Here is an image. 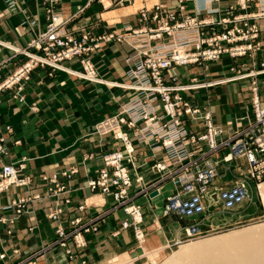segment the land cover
I'll return each mask as SVG.
<instances>
[{"label": "crops", "instance_id": "crops-1", "mask_svg": "<svg viewBox=\"0 0 264 264\" xmlns=\"http://www.w3.org/2000/svg\"><path fill=\"white\" fill-rule=\"evenodd\" d=\"M17 1L19 9L12 11L5 0H0V39L22 48L27 47L38 31L46 28L51 21L48 13L50 9L55 16L69 19L65 24L67 31L80 36L82 31L86 30L97 36L111 30L122 31L128 27H155L158 24L156 21L141 20L143 9L151 12L155 10L156 5L163 4L164 12H172L177 11L179 5V0H57L54 6L47 0ZM236 2L237 0H219L208 4L207 0H187L186 5L190 10L205 6L220 7L221 13L211 15L213 19H218L225 15L229 5ZM254 10L255 8H249L246 12ZM258 23L261 27L263 47L257 56L258 60L262 61L264 18L259 19ZM133 52V47L126 42L106 43L94 57L99 77L108 81H127V72L131 68L128 57ZM12 55L13 52L9 49L4 48L0 52V58L3 59ZM246 58L239 59L247 61ZM25 60L24 55H19L8 62L0 73V80ZM230 62L233 60L225 55L221 60L213 61L214 64L211 62L203 73H200V68L198 72L197 68L183 71L182 66L175 69L179 84L189 76H195V71L201 74L200 81L205 82V85L201 89H195L199 90L195 92L196 96L199 97L202 93L211 94L215 123L222 125L226 135L234 133L237 127L236 119L245 113L251 103V94L245 89L247 82L225 85L220 81L215 82L226 72ZM65 65L71 69L82 70L77 59L67 60ZM49 71V67L34 70L31 81L25 84L21 91L25 96L23 101L14 97V91L0 93V122L3 125L0 136H5L4 145L8 152L5 155L0 154V165L26 157L27 169L24 174L34 177L31 186L33 192L45 191V187L35 183L41 173L52 174L61 169L77 167L79 172L70 181L72 201L65 206L60 220H51L47 214L50 207L55 206L53 199L28 201L24 211L17 213L14 207L7 206L19 197L30 195L31 191L25 187L11 186L7 191L0 193V216L14 220L6 224L0 223V253L6 254L4 259L0 258V264H25L29 259L36 264H101L120 249L128 250L127 253L134 250L142 252V245H139L133 227H121L122 221L130 219V216L115 206L112 197L98 191L93 192L86 184V180L103 166L106 153L123 148L120 145L122 141L116 140L111 134H97L93 126L118 113L122 104L134 94L128 90L127 97L121 99L122 95L115 87L100 83L90 84L63 70L49 76ZM212 82H215L214 85L209 84ZM242 87L244 89H241ZM263 90L264 86L261 90L264 99ZM114 91L118 93L115 98L112 97ZM193 102L200 105L198 101ZM155 113L162 115L163 111L156 109ZM186 122L195 130L203 128V121H196L194 124H191L193 121ZM8 125L12 128L11 132L5 127ZM138 126H143V123ZM124 128L130 133L135 148L136 158L128 164L134 181L130 192L134 197L133 203L140 204L143 208V220L140 224L146 233L143 246L148 249H163L167 246L170 235L167 222L162 223V218L169 217L179 223V219L164 212L167 198L176 193L177 186L168 181L154 182L159 176L153 168L154 164L165 157L161 145L156 141H141L135 135V129L126 126ZM138 175H142L146 183L158 182L155 187H159V193L158 190L152 194L138 192L139 186L135 181ZM95 197L100 199L96 201ZM83 202L88 205L81 213L84 220L100 215L96 222L98 229L86 234V247L78 249L73 241H70L74 251L73 257H69L60 246L45 249V246L56 238V228L59 225L67 229L71 227V221L79 215L78 206ZM152 204L159 207L151 210ZM9 230L12 233H9ZM174 231L177 238L184 232L180 225L175 226Z\"/></svg>", "mask_w": 264, "mask_h": 264}, {"label": "built area", "instance_id": "built-area-1", "mask_svg": "<svg viewBox=\"0 0 264 264\" xmlns=\"http://www.w3.org/2000/svg\"><path fill=\"white\" fill-rule=\"evenodd\" d=\"M6 1L12 11L19 9L17 0ZM47 1H50L52 6L57 2ZM186 1L179 0L178 10L172 12H164L163 4L156 5L155 10L151 12L143 9L141 20H154L158 23L155 27L111 30L97 38H92L91 33L86 30H83L80 36L67 31L65 24L69 19H60V16H55L50 9L51 21L44 31L40 30L35 34L27 47H17L0 39V52L4 48L13 52L7 59L1 58L0 69L5 62L19 55L27 57V61L15 73L0 83V92L14 86H17L18 92L22 91L26 81L31 79L33 69L39 65L76 72L79 77L93 80L97 73L92 60L87 56V51L93 49L89 45L90 39L98 40L95 47L112 41L126 42L133 47L134 52L128 57L131 65L128 71L130 81L126 85L127 89L133 91L134 96L124 105L120 114L111 115L96 125L97 133L111 134L116 140L122 141L124 147L106 153L103 157V166L86 180V184L91 191L112 197L116 207L125 206L130 219L122 221L121 227H133L140 244L146 241V233L140 226L143 208L132 201L134 197L130 188L134 181L128 167L136 158L135 148L131 142V135L124 126L135 129V135L139 140L156 141L163 148L164 159L157 161L153 167L159 175L161 174L158 182L171 179L180 187L178 192L167 198L165 214L177 212L185 217H193L204 214L208 207L219 201H222L226 208H233L245 200L248 197V188L243 179L231 189L211 188L221 163L230 167L244 163L250 178L254 181L264 179V105L259 99L257 81L254 80L252 83L257 118L236 133L226 135L225 129L215 123L210 108L204 110L200 105L184 101L181 92L201 89L204 84L186 87L170 85L166 80V76L173 81L178 79L177 74L173 72L178 66L217 61L224 55L230 57L248 55L255 59L257 51L262 48L257 20L264 18V0H237L236 3L229 5L225 15L218 19H213L211 15L221 13L220 7L205 6L187 11ZM217 1L219 0H207V3ZM252 5L255 6V10L246 12ZM77 58L81 61L83 72L73 71L64 66L63 61ZM256 73L257 71H253L250 76ZM245 77L249 75H238L232 79L239 80ZM156 109H162L163 114L157 115ZM185 116L193 123L203 120V131L199 129L198 132H192L184 121ZM140 123H143V126L139 127ZM5 127L12 130L9 125ZM2 128L3 125L0 123V132ZM4 141L5 137L1 135L0 154H8ZM26 169V157L2 163L0 193L7 191L11 186L25 187L31 191L30 195L13 200L7 207H14L17 213H22L28 201L53 199L55 206L50 207L47 217L51 220H60L65 206L72 201L70 181L79 172L78 168L61 169L52 174L41 173L35 183L45 187L44 192L32 191L34 177L24 174ZM135 181L139 186L138 192L152 194L158 190L159 193V187H155L158 182L149 186L142 175H138ZM87 206V202L79 204V215L71 221V227L66 229L59 225L56 228V238L46 245L45 249L59 244L70 257H73L74 251L70 241H73L78 249L86 247V234L98 229L96 221L99 219L98 217L83 219L81 212L85 211ZM13 221L0 216V223ZM193 227L188 229V233L195 230H192ZM9 233L12 231L9 230ZM5 257V253H0L1 259ZM25 264L36 262L29 259Z\"/></svg>", "mask_w": 264, "mask_h": 264}, {"label": "rangeland", "instance_id": "rangeland-1", "mask_svg": "<svg viewBox=\"0 0 264 264\" xmlns=\"http://www.w3.org/2000/svg\"><path fill=\"white\" fill-rule=\"evenodd\" d=\"M6 3L8 4L7 1H6ZM250 8H255V6H251ZM177 10H178V8H177ZM188 10H190V9H189V7L187 5V11ZM236 12H238V11H236ZM251 12H253V11H251ZM48 13H49L50 18H51V15H52L51 13L52 12L49 11ZM0 15H2V13ZM60 19H62V17H60ZM259 27H260V24H259ZM44 30L45 29H43L41 31H44ZM104 33H106V32H104ZM102 34H99V35H102ZM99 35L94 36L91 33L90 36L92 38H97ZM260 36H261V27H260ZM261 39H262V36H261ZM89 41H90L89 45H91L93 47V49H90L89 51H87V56L92 60V63L94 64V66L96 68L97 76H99V72H98L97 66H96V64L94 62V57L98 53L101 52V50H102V48L104 47L105 44L101 45V47H95V44H96V42L98 40L96 39V40L93 41L92 39H90ZM108 43H110V42H108ZM262 47H263V42H262ZM261 50H262V48H261ZM261 50L257 51V55L259 54V52ZM257 55H256L255 59H252L248 55L245 56V57H247L246 58L247 61L239 59V58H244V57H230L228 55L233 60V62H230V64L228 65L227 69H225L226 72L223 73V75H222L223 77L221 76V77L217 78V80H216V81H219V80H223V79H227V78L230 79L231 77L235 78V76H238V75H245V76H247V74L249 75V77H245L243 79L224 82V85L225 84H231L233 82H239V83L247 82L248 85H247V87L245 89L247 91H249L250 94H251L250 95L251 96L250 97L251 103L249 102L250 103L249 108L248 109L246 108L245 113H243L240 116V118L236 119V121H237L236 122V124H237L236 126L237 127L234 129L235 133L237 131L241 130L247 124L255 121V119L257 118L256 109H255V102H254L255 93L253 92V89H252L253 88L252 83L254 82V80L257 81V83L259 85L258 95H259L260 102L264 105V99L262 98L263 96H261V90L263 89V86H264V65L262 66V64H264V58H263L262 61H259ZM17 57H15V58H17ZM25 59L26 60L23 61L20 65H18L13 71H11L9 74L4 76L3 79L0 80V83H2L9 76H11L13 73H15L19 69V67L23 63H25L27 61V57L26 56H25ZM221 59H219V60H221ZM0 60H1V58H0ZM77 61H79V63L81 64V61H80L79 58H77ZM8 62H10V61H8ZM8 62H5L4 66L0 69V73H2L1 71L6 68ZM63 62H64V66L68 67L67 65H65V63L67 61L65 60ZM211 62H212V64H214L213 61H203L201 64L185 65V66H182V67H184L182 70L183 71H186V70L188 71V70H192L194 68H197V72H198V69L200 68L199 69V71H201L200 73H203L209 68V64ZM254 62H257V63L254 64ZM81 66H82V64H81ZM189 66H192V67H189ZM47 67L50 68V71L48 72L49 76H53L55 72L61 71L58 68L56 69V68H53L51 66H47ZM37 68H44V67H42V65H39V66H37L36 68L33 69L32 73ZM83 69L84 68L82 67V70L73 69V71L83 72ZM175 69L173 70V72L177 74ZM178 71L180 72V70H178ZM253 71L254 72L257 71V73L255 75H253V76H250V75H252L251 73ZM197 72L195 71L193 73V75L195 74V76H189V78L186 79L184 82L180 81V84L177 82L178 79L176 81H173L172 78L169 79L166 76V80L168 81L167 83H169L170 85H177V86L182 85V86H186L187 87V86H191V85H195V84H201V85L204 84L205 85V82H201L200 81L199 76L201 74L197 73ZM32 73H31V79H32ZM74 76H76V75H74ZM177 76H178V74H177ZM76 77H78L79 79H84V78L79 77V76H76ZM127 78H128L127 81L120 80L119 83L120 84L129 83L130 79H129V76H128V72H127ZM31 79L29 81H26V84L29 83L31 81ZM84 80L88 81L90 84L97 83V82H94V81H91V80H88V79H84ZM116 82H118V81H116ZM115 89L120 91V94L122 95L121 99L127 97L128 89L121 88V87H115ZM241 89H244V88L242 87ZM7 90L14 91L15 92L14 97L18 98L20 101H23L25 99V96L21 94L22 92L21 91L18 92L17 86L16 87L14 86L13 88H10V89H5L4 91H7ZM198 91L199 90H195V89L186 90V91H183V92H185V94H182V93L181 94L183 95L185 102H189L190 104H194L193 100H195L196 103H197V101L200 102V106L203 105L204 110H205V108H210L211 110H213L212 109L213 108L212 107V102H213L212 98L213 97L211 96V94L207 93V95H205V94L202 93V94H200V96H202V97H200V96L197 97L196 96L197 94L195 92H198ZM263 92H264V90H263ZM132 93H133V91H132ZM117 95H118V93L114 91V94L112 95V97L115 98ZM174 95H175V93L173 94V96ZM21 97H23V99H21ZM129 100L125 101L123 104L121 103L122 104L121 110L118 113L114 114V115L120 114L123 111V109H124V105ZM115 101H117V100H115ZM202 101H204L203 104L201 103ZM208 102L210 104H208ZM108 117H110V116H108ZM186 118H185L184 121L191 122V119L189 117H186ZM214 121H215V118H214ZM186 124L188 125V127H190L187 122H186ZM191 124H194V123L191 122ZM96 125L93 126V128L95 127V132H96ZM218 125H220V124H218ZM220 126H222V125H220ZM192 127H190V130H192V132H198V130L193 129ZM201 130L203 131V128H201ZM8 131L11 132L12 130L11 131L8 130ZM97 134H99V133H97ZM120 145L122 147H124L123 142ZM205 146H207V145H205ZM117 149H119V148H117ZM112 151H114V150H112ZM162 159H164V158H162ZM1 167H2V164L0 165V168ZM155 172L158 173L157 171H155ZM160 179H161V174L156 178V180L154 182L159 181ZM240 179H243V180L246 181L245 184H246V187L248 188V197H246L245 200H243L241 203L237 204L233 208H226L225 205L222 203V201H219L217 204H213V206L208 207L204 214L197 215V216L195 215L193 217H185L182 214H179L177 212H170V214H168V215L169 216L173 215L175 218L179 219V223L180 224L175 222L174 219H169V217L168 218L167 217L166 218L165 217L162 218V223L163 222H167L166 225H167V228L169 230V235H170L169 236V241H168L166 247H164L163 249H157V251L151 252V253H149V252L152 251V250H155V249H148L145 246L142 247V252H138L137 250H134L135 252L132 251L130 253L129 252L127 253L128 250H125V249L121 250L120 249L115 254L111 255L109 258H106L101 264H164L168 260V258L173 254V252L177 251L180 248V246H182L183 244H189V243H192V242H198L200 240H206V239H210V238H215V237L223 236V235H226V234H229V233H232V232H237V231H240V230H244L246 228H253V227H258L260 225H263L264 224V197L262 195L263 194V191H262L263 189L261 187L263 186V188H264V179H262L260 181H254L252 178H250L249 174H248L247 166L244 165V163H242V165H240V166H232V167H230L227 164L221 163L218 166V173H217V176L214 179V182H213V185L211 186V188L217 187V188H219V190L231 189L232 187H234V186H236L237 184L240 183L239 182ZM167 181L168 182H172L174 184V181L171 180V179H165V180H162L160 182L161 183H165ZM146 184L151 186L153 184V182L152 183H146ZM174 185L177 186V191L176 192H178L180 190V187L178 185H176V184H174ZM159 205L162 206L161 203H159ZM158 207L159 206L157 204L153 205L151 207L152 208L151 210H156V208H158ZM119 208H121V209H123L125 211V206H122V207H119ZM125 213H126V211H125ZM99 216L96 215V216H93V217H98L99 218ZM179 225L183 228L184 232L181 234V236H179L177 238V237H175L174 228H175V226H179ZM191 226H194L192 228V230L195 229V230H193V232L191 231L192 234L188 233V229L191 228ZM139 245H142V244L139 243ZM56 246L62 247L59 244H57ZM53 247H55V246H53ZM139 251H140V249H139ZM174 260H175V258H174Z\"/></svg>", "mask_w": 264, "mask_h": 264}, {"label": "bare ground", "instance_id": "bare-ground-1", "mask_svg": "<svg viewBox=\"0 0 264 264\" xmlns=\"http://www.w3.org/2000/svg\"><path fill=\"white\" fill-rule=\"evenodd\" d=\"M69 73L78 76L76 72ZM100 78L96 76L91 81L127 89L128 85L126 84ZM232 80L234 79L231 77L219 81L224 83ZM214 83L209 84L214 85ZM261 188L264 197V188L263 186ZM98 199L100 197L94 198L96 201ZM144 243H141L142 247ZM155 251L157 250H152L149 253ZM164 264H264V224L215 238L183 244Z\"/></svg>", "mask_w": 264, "mask_h": 264}]
</instances>
